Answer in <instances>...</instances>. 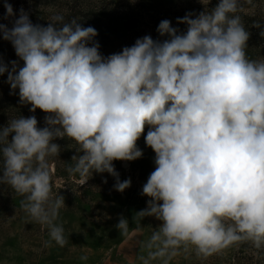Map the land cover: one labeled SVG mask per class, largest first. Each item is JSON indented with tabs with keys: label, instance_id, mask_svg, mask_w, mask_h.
<instances>
[{
	"label": "clouds",
	"instance_id": "9594fccd",
	"mask_svg": "<svg viewBox=\"0 0 264 264\" xmlns=\"http://www.w3.org/2000/svg\"><path fill=\"white\" fill-rule=\"evenodd\" d=\"M243 3L219 0L210 11L188 12L177 18L183 32L164 19L156 31L166 39L145 35L104 56L94 27L62 14L34 24L4 0L0 19L12 27L0 23V37L23 66L0 56V76L7 73L20 104L46 115L43 127L35 115L0 127V185L23 197L29 223L48 230L45 247L68 243L57 223L65 197L53 192L50 158L63 150L55 141L77 145L70 180L81 187L93 172L108 173L123 193L131 179L121 181L113 162L142 158L143 136L155 169L142 187L147 206L132 221L160 224L141 244L140 264H170L181 250L206 259L244 243L264 249V60L246 54ZM115 227L129 235L123 215Z\"/></svg>",
	"mask_w": 264,
	"mask_h": 264
},
{
	"label": "rangeland",
	"instance_id": "374dc122",
	"mask_svg": "<svg viewBox=\"0 0 264 264\" xmlns=\"http://www.w3.org/2000/svg\"><path fill=\"white\" fill-rule=\"evenodd\" d=\"M14 11L19 13L23 7L29 12L34 24L47 26L51 17L62 14L65 22L78 19L83 27L92 26L94 15L114 14L119 16L124 11L135 23L134 28L121 36L98 34L94 39L100 44V52L104 56L120 52L125 46H132L137 38L151 35L159 37L156 31L159 23L167 19L173 27L181 32L186 31L185 24H178L177 18H183L188 12L199 13L206 7L212 8V0H8ZM255 8L243 3L244 11L239 13L246 30L250 33L246 54L249 59L264 60V36L260 28H264V0H253ZM4 0H0V17L5 14ZM123 10V11H122ZM125 14V13H124ZM130 15V16H129ZM0 23L12 27L10 20L0 19ZM259 24L257 28L254 25ZM0 56L5 62L22 60L16 56L10 42L0 37ZM7 81V73L0 76V127L6 126L9 119L20 115H35L38 126H44V112L37 109L29 111L31 105L19 102L18 89L15 94ZM147 133L145 129L144 135ZM63 149L58 158H50L53 162V192L65 197L66 207L60 210L57 223H62L68 243L64 247L52 243L45 247L44 241L49 239L48 230H42L38 223H29L27 214L22 210L23 199L7 185H0V264H140L138 257L142 254L141 244L148 240L160 221L154 217H146L139 228L132 221L135 212L147 206L146 196L141 195L142 187L148 176L155 169V153L145 144L142 136L137 142L143 150V157L135 161H114L121 181L130 178L131 186L123 193L115 191V179L108 173L93 172L91 178L83 186H79L69 178L67 167L71 157L76 154L74 141L58 139L55 141ZM107 179V183L103 180ZM120 215L129 220V235L121 236L115 225ZM264 249L257 250L249 243L239 247H230L222 253L208 258L198 257L194 250L184 252L173 258L170 264H257L262 258ZM86 255L87 261L81 256ZM264 262H261L262 264ZM152 264H160L153 261Z\"/></svg>",
	"mask_w": 264,
	"mask_h": 264
},
{
	"label": "trees",
	"instance_id": "16d2710c",
	"mask_svg": "<svg viewBox=\"0 0 264 264\" xmlns=\"http://www.w3.org/2000/svg\"><path fill=\"white\" fill-rule=\"evenodd\" d=\"M219 2V0H212V7ZM123 11V10H122ZM125 13V14H124ZM119 16L113 14H96L94 19L90 21L93 27L97 30L98 34H107L109 33L112 36H121L124 35L127 31L134 28V22L132 19L128 18V12L124 11ZM130 16V15H129ZM260 31H264V28H260ZM23 66V61H22ZM7 125V123H6ZM15 192V191H14ZM264 251V250H262ZM262 258L257 260V264L264 262V252L261 253ZM264 264V263H262Z\"/></svg>",
	"mask_w": 264,
	"mask_h": 264
}]
</instances>
